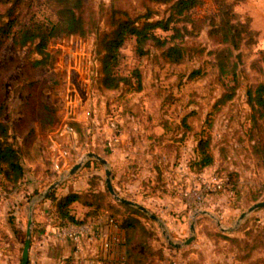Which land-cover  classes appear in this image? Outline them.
I'll list each match as a JSON object with an SVG mask.
<instances>
[{"label":"rangeland","instance_id":"rangeland-1","mask_svg":"<svg viewBox=\"0 0 264 264\" xmlns=\"http://www.w3.org/2000/svg\"><path fill=\"white\" fill-rule=\"evenodd\" d=\"M172 1L83 0L76 11L84 33L51 37L48 57L37 51L38 39L25 44L14 43L12 35L4 39L0 120L8 125L9 140L19 147L25 170L20 182L2 176L0 185L26 198L27 225L37 203L44 200L38 196L56 180L61 182L53 191L58 195L80 192V201L88 209L85 200L95 198L104 204L106 214L134 224L127 230L132 264L144 260L264 264V207L241 217L250 205L264 200V118L256 123L246 93L250 84L264 80L259 53L264 49V0H204L172 28H156L165 42L146 41L142 54L136 49V37L130 36L121 47L118 64L125 79L109 90L96 83V36H103L119 18L131 16L141 22L145 14L150 20L167 17ZM229 3L257 31L256 42L243 37L239 44L218 43L211 38L210 26L224 20ZM7 6L0 3V22L6 18ZM61 6L59 0H21L16 28L24 23H56ZM170 45L181 47L183 54L168 57ZM42 58L46 62L37 63ZM226 93L232 98L215 105ZM110 117L123 122L117 144L109 140ZM67 120L76 128L78 142L68 165L55 170L53 144L55 140L62 144L57 131ZM208 131L214 161L195 171L191 162L199 157L198 142ZM89 151L108 159L119 194L148 211L117 203L121 201L107 188L106 166L89 158ZM79 162L83 165L70 174ZM200 174L226 181L224 189L207 193L202 203L181 193ZM94 192L99 195L93 197ZM164 194L182 204L171 207L170 201L166 209L157 200ZM77 208L72 203V209ZM192 233L195 239L185 244ZM176 243L182 245L177 248Z\"/></svg>","mask_w":264,"mask_h":264},{"label":"trees","instance_id":"trees-1","mask_svg":"<svg viewBox=\"0 0 264 264\" xmlns=\"http://www.w3.org/2000/svg\"><path fill=\"white\" fill-rule=\"evenodd\" d=\"M62 4L59 8V19L56 23H24L22 27L16 28L21 9V0H0V3L8 5L3 13L5 20L0 22V46L8 35H12L14 43L25 44L28 40L38 39L36 48L39 53H44L48 57L50 53L47 50L48 42L51 37L61 34H81L84 33V22L77 13L76 8L82 5L83 0H59ZM204 0H173L170 12L167 17L152 19L150 15L145 14L146 19L139 22L137 18L127 16L119 18L111 29L105 31L103 36H96V53H97V68H96V83L101 90H109L117 88L125 79L118 72V64L121 56V47L124 45L126 39L130 36L136 37V49L139 54L144 53L143 45L148 40H157L158 42H165L155 32L156 28L168 30L172 28V23H175L182 16H186L193 8L200 5ZM225 18L220 24H213L210 26L208 33L218 43H226L235 41L236 44L244 37L246 41L256 42L255 36L257 31L253 29L247 21H242L237 11L234 9L232 3L227 5ZM18 29V30H17ZM264 60V49L259 51ZM181 47L170 45L166 48V55L170 58H175L182 55ZM44 58L38 59L37 63H44ZM199 70L195 71L198 72ZM247 100L253 109V115L256 123L259 119L264 118V80L255 84H250L246 90ZM232 98L231 93H226L221 96L215 105ZM212 126V121H209ZM9 127L6 122L0 120V174L5 179L13 181L18 180L24 174V165L20 157L19 147L9 140ZM211 133H205L198 142L199 157L191 162V169L195 171H202L207 166L213 164L214 156L210 150ZM95 193V192H94ZM90 195V194H89ZM99 194H93V197ZM100 195H102L100 193ZM82 198L80 192L70 191L58 195L55 191L51 192L46 199L51 200V207L48 209V214L59 223L72 222L75 224H84L87 222H94L100 216L110 215L123 228L133 227V223L127 219H119L117 215L112 213L106 214L104 204L97 203L93 199L85 200V204L89 209L84 212L83 217L77 216L72 209V203ZM124 207H134L137 211L140 208L131 204L117 202ZM127 246L132 244L128 242ZM128 250V249H127ZM142 258V256H141ZM140 258V259H141ZM127 264H132L127 251ZM66 264H74L73 258L69 257ZM139 264H156L150 260H144Z\"/></svg>","mask_w":264,"mask_h":264},{"label":"crops","instance_id":"crops-1","mask_svg":"<svg viewBox=\"0 0 264 264\" xmlns=\"http://www.w3.org/2000/svg\"><path fill=\"white\" fill-rule=\"evenodd\" d=\"M1 177L0 174V180H2ZM116 186L119 188V185L116 184ZM136 193L140 195V192L136 191ZM43 199L41 203H37L38 207L34 208L33 212V240L30 247L29 264H66L69 257L73 258L74 264H89L88 261L79 259L75 255V243L70 237L55 235L54 227L58 221L48 214L47 206L51 200ZM157 200L166 209L170 206V201L172 202L171 207H178L182 204L168 194H164ZM73 205L78 207L77 211L75 210L77 216L83 217L84 212L88 210V207L80 200L73 202ZM26 212L27 200L21 192L6 191L0 185V264H21L28 226L24 218ZM106 216H100L94 222L104 223L107 220ZM111 230L120 233L125 242L114 248L104 264H119L123 254L125 258L127 257V230L123 227H112ZM174 263L178 264V262Z\"/></svg>","mask_w":264,"mask_h":264},{"label":"built area","instance_id":"built-area-1","mask_svg":"<svg viewBox=\"0 0 264 264\" xmlns=\"http://www.w3.org/2000/svg\"><path fill=\"white\" fill-rule=\"evenodd\" d=\"M69 112V117L70 116ZM75 119V117L73 116ZM107 127L110 132V143H118L124 132L123 122L117 117H110L107 120ZM62 140V144L55 140L53 144V167L55 170H61L69 163L72 156V150L76 147L77 130L70 123L64 121L57 131ZM225 179H219L214 176L207 178L203 174L198 175V178L188 182L181 188V193L186 198H192L199 203L204 202L206 194L225 188ZM106 222H87L84 224H75L72 222L59 223L54 227V233L58 237H70L74 243V253L79 259L88 261L89 264H104L105 259L109 257L114 248L121 243H124V238L118 232L111 230L112 227H121L115 219L107 215ZM120 264H127L125 256L120 257Z\"/></svg>","mask_w":264,"mask_h":264},{"label":"water","instance_id":"water-1","mask_svg":"<svg viewBox=\"0 0 264 264\" xmlns=\"http://www.w3.org/2000/svg\"><path fill=\"white\" fill-rule=\"evenodd\" d=\"M87 156L90 157H94L97 158L100 162H102L106 168V184H107V188L108 190L111 192V194L115 197V199L126 203V204H131V205H136L139 208H141L144 211H148V208L143 205L140 204L139 202H137L134 199L128 198L126 196H122L119 194V192L116 190L114 183H113V170L112 168L109 166V161L106 157H104L103 155H101L98 152L95 151H89L87 153ZM83 164L81 162L75 164L71 170H70V174L74 173L77 169H79ZM61 180H56L55 182H53L46 190H44L43 192L40 193V195L38 196L39 199H43L46 198L54 189L55 187L60 184ZM264 207V200H259L255 203H253L252 205L249 206V208L247 209V211L242 212L241 217H244L247 213L252 212L253 210L257 209V208H261ZM151 216L153 218H156L157 215L156 214H151ZM191 230L195 231V223L191 224ZM195 239V233H192L186 240H185V244H189L191 243L193 240ZM32 240H33V213L30 214L29 220H28V226H27V230H26V238H25V244H24V248H23V254H22V259H21V264H29V258H30V247L32 244ZM182 244L181 243H176V247H180Z\"/></svg>","mask_w":264,"mask_h":264}]
</instances>
